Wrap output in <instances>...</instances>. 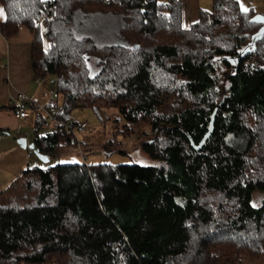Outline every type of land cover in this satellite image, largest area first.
I'll use <instances>...</instances> for the list:
<instances>
[{"label":"trees","instance_id":"16d2710c","mask_svg":"<svg viewBox=\"0 0 264 264\" xmlns=\"http://www.w3.org/2000/svg\"><path fill=\"white\" fill-rule=\"evenodd\" d=\"M0 4V34L31 30V69L55 79L62 124L40 135L48 120L37 115L40 153L77 140L64 127L72 110L114 108L125 132L152 134L140 147L159 162L25 167L0 190V264H237L264 253V198L251 204L264 190V33L251 45L261 14L213 0L184 28L181 0ZM96 12L118 15L129 44L76 36L77 16ZM239 136L242 150L227 143Z\"/></svg>","mask_w":264,"mask_h":264},{"label":"rangeland","instance_id":"374dc122","mask_svg":"<svg viewBox=\"0 0 264 264\" xmlns=\"http://www.w3.org/2000/svg\"><path fill=\"white\" fill-rule=\"evenodd\" d=\"M253 7L257 12L264 14V0H241V5L246 8V4ZM212 7V4L210 5ZM208 7L207 9H210ZM190 25H186L188 27ZM122 20L118 15L108 12H96L92 14H79L74 25L75 35L78 37L88 36L95 44H129L128 39L120 32ZM43 29V27H42ZM47 41L45 40V46ZM86 64L89 74L96 75L100 71L98 58L88 55ZM47 76L46 78H53ZM44 78V79H46ZM54 81L51 82L53 87ZM31 111H35L33 108ZM116 109L95 110L92 108L77 107L69 114V120L85 121L86 129L82 133L76 134V144L69 146H57L53 153L49 154L48 161H39L32 154V159L38 161L42 168L55 164H65L74 162H84L87 164L107 163V164H138L143 166H157L159 162L152 159L141 147V141L152 134L146 129L147 134L139 132H125L121 125L114 122L117 117ZM110 112L107 118L105 113ZM113 113V114H112ZM33 117V115H32ZM54 124L48 122L39 131L40 134L51 132ZM22 131L33 134L32 118L24 122ZM64 143V142H63ZM227 143L237 150H242L246 143L245 137H230ZM70 144V143H69ZM264 198V190H255L251 196V204L257 206ZM25 264V263H23ZM237 264H264V253L257 259L245 257Z\"/></svg>","mask_w":264,"mask_h":264},{"label":"crops","instance_id":"0c3cea01","mask_svg":"<svg viewBox=\"0 0 264 264\" xmlns=\"http://www.w3.org/2000/svg\"><path fill=\"white\" fill-rule=\"evenodd\" d=\"M238 2L243 10L253 8L249 3L246 4V8H243L241 0H238ZM181 4V24L184 28H187L186 25L196 22L200 10H209L207 8L211 7L213 0H181ZM257 13L264 17L263 13ZM4 18L5 12L0 4V21H3ZM33 39V32L25 26H20L10 38H5L0 34V106H5L0 108V190L19 176L25 167L39 166L38 161L32 159V151L28 148H22L15 137H25L28 144L32 143L35 136L34 124L37 115L40 113L43 116V114L33 106L35 111H31L32 107L28 104L26 106L29 113L27 119H17L10 107L11 99L18 92H22L37 102H49L51 104L56 102L49 97V91L55 87L54 83V86H51V82H55V79L39 78L31 69L30 49ZM31 118L33 121V134L29 135L22 129H24V122ZM53 126L55 128V125ZM42 127L44 126L39 128L38 134H40L39 131ZM71 144L75 145L76 142L62 143L59 146H69ZM35 157L41 161L37 156Z\"/></svg>","mask_w":264,"mask_h":264},{"label":"built area","instance_id":"2783aa9c","mask_svg":"<svg viewBox=\"0 0 264 264\" xmlns=\"http://www.w3.org/2000/svg\"><path fill=\"white\" fill-rule=\"evenodd\" d=\"M57 96L58 94L55 90L49 91L50 98H56ZM11 104L13 106L11 110L17 119H27L29 113L26 106L30 104L36 109L40 110L43 116L48 120V122H52L53 124H62L60 119H58L57 117V107L49 102H37L30 99V97H28L25 93L18 92L16 96L11 99ZM64 127L66 131H73L76 134H80L86 129L87 123L85 121L68 120L64 122Z\"/></svg>","mask_w":264,"mask_h":264},{"label":"water","instance_id":"95a60500","mask_svg":"<svg viewBox=\"0 0 264 264\" xmlns=\"http://www.w3.org/2000/svg\"><path fill=\"white\" fill-rule=\"evenodd\" d=\"M263 21V25L260 27V29L258 30V32L253 35V40L251 42V45H253L254 40L257 38H260L263 33H264V19ZM215 112L216 109L213 111V113L211 114V118L209 121V125H208V131L205 133V135L203 136V138L201 139V141L199 142L198 145H195V148H199L201 147V145H203L205 143V141L209 138V136L211 135L212 131H213V121H214V116H215ZM17 143L22 147V148H28L29 150L32 151V153L38 157V159H40L41 161H48V157L42 153H40L33 145V143H27V139L25 137H15Z\"/></svg>","mask_w":264,"mask_h":264}]
</instances>
